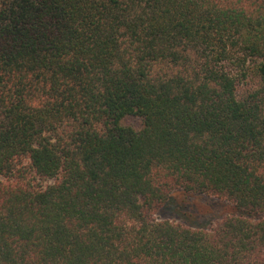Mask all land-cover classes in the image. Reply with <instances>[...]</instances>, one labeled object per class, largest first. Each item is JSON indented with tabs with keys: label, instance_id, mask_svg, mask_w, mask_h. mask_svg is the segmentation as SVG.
<instances>
[{
	"label": "trees",
	"instance_id": "16d2710c",
	"mask_svg": "<svg viewBox=\"0 0 264 264\" xmlns=\"http://www.w3.org/2000/svg\"><path fill=\"white\" fill-rule=\"evenodd\" d=\"M0 264H264V0H0Z\"/></svg>",
	"mask_w": 264,
	"mask_h": 264
},
{
	"label": "rangeland",
	"instance_id": "374dc122",
	"mask_svg": "<svg viewBox=\"0 0 264 264\" xmlns=\"http://www.w3.org/2000/svg\"><path fill=\"white\" fill-rule=\"evenodd\" d=\"M124 124H126V125H131V126H133V127H135V128H139L140 127V120L138 119V118H136V117H127V118H125L124 119ZM178 198H180V199H182V196H180V195H178L177 196ZM192 201V200H191ZM194 202H197L198 204H205V203H208L207 202V199H204V198H202V199H195V200H193ZM214 206V205H213ZM216 207V206H215ZM220 208H222L221 206H218V207H216V208H214V209H216L217 211L220 209ZM216 212V211H215ZM162 215H164V216H169V215H173V214H168V212L167 213H165V214H162ZM176 217L177 218H179L178 217V215H176Z\"/></svg>",
	"mask_w": 264,
	"mask_h": 264
}]
</instances>
